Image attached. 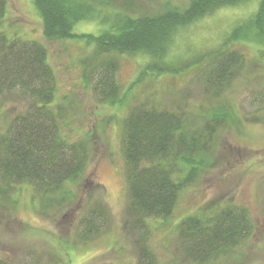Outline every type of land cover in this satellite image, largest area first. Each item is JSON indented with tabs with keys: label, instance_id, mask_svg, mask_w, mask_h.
Masks as SVG:
<instances>
[{
	"label": "rangeland",
	"instance_id": "374dc122",
	"mask_svg": "<svg viewBox=\"0 0 264 264\" xmlns=\"http://www.w3.org/2000/svg\"><path fill=\"white\" fill-rule=\"evenodd\" d=\"M116 5L155 15L166 4L187 7L190 0H108ZM264 1V0H263ZM262 0H244L221 6L178 29L168 48L174 65L204 58L188 71H147L131 87L152 57L141 52L114 53V80L121 104L101 101L93 90L94 79L84 82V59L94 44L78 36L67 40L46 39L42 20L32 0H6L2 29L8 38L36 40L47 50L56 90L54 105L65 107L61 133L68 140L89 136L90 157L77 183L66 182L61 191H72L62 205L47 204L29 184L5 187L0 194V258L6 264H136L139 247L146 245L157 264H195L181 253L177 223L193 213L209 214L226 205L243 206L252 228L234 249L204 264H264V42L250 32L244 41H232L225 51L242 54L240 63L223 90L212 97L205 72L212 64L208 54L229 36L237 25L253 18ZM95 20L76 23V34H98ZM182 64V63H181ZM180 71V70H179ZM0 93V134L10 119L23 112L31 97L20 96L19 86ZM209 92V93H208ZM213 101L232 106L236 119L224 121L213 136L209 162L194 182L180 191L166 221L149 218L135 226L127 213L126 162L123 127L129 107L147 102L175 109L179 105L197 113L200 105ZM7 185V184H6ZM5 183L0 179V187ZM105 202L106 211L94 216L91 228L84 217L95 202ZM100 202L105 210L104 203ZM91 223V224H92ZM93 226V224H92ZM2 260V261H3Z\"/></svg>",
	"mask_w": 264,
	"mask_h": 264
},
{
	"label": "trees",
	"instance_id": "16d2710c",
	"mask_svg": "<svg viewBox=\"0 0 264 264\" xmlns=\"http://www.w3.org/2000/svg\"><path fill=\"white\" fill-rule=\"evenodd\" d=\"M5 1L0 0V93L2 89L6 92L19 86L20 96L32 99L0 134V179L5 183L0 194L7 196L5 187L25 183L42 197L43 206H60L72 195V191H61L64 184L77 183L86 168L89 136L68 140L61 133L62 120L66 118L65 103L56 106L53 103L56 80L46 47L36 40L8 38L1 28ZM241 1L244 0H190L187 7L166 4L161 12L146 15L130 8V2L126 1L124 5H116L108 0H32L41 16L46 39L80 36L88 44H94L93 54L82 61L86 71L84 82L93 78V90L99 99L113 105L126 99V92L121 95L114 80V53L141 52L152 57V63L146 64L131 83L132 88L147 71L174 73L192 69L204 56L178 65L167 59L174 34L221 6ZM84 20H95L100 32L76 34L74 26ZM250 32L257 33L256 39L264 42L263 0L253 18L237 25L222 46L208 54L212 64L203 76L212 97L227 85L242 58L238 51H225L223 47L232 41H244ZM212 102L208 100L192 114L179 105L172 109L143 102L129 107L122 143L127 213L134 218L135 226L146 225L149 218L168 220L180 191L194 182L208 164L217 128L224 121L236 119L232 106ZM98 201L84 217L92 230L97 228L92 223L94 216L101 215V221L107 208L105 202ZM251 228L247 210L230 204L209 214L187 215L174 229L182 255L192 263L204 264L231 252ZM2 260L0 264H6ZM136 264H157L146 245L139 247Z\"/></svg>",
	"mask_w": 264,
	"mask_h": 264
}]
</instances>
